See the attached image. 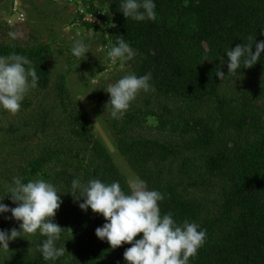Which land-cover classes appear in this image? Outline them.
Returning <instances> with one entry per match:
<instances>
[{
  "label": "trees",
  "instance_id": "16d2710c",
  "mask_svg": "<svg viewBox=\"0 0 264 264\" xmlns=\"http://www.w3.org/2000/svg\"><path fill=\"white\" fill-rule=\"evenodd\" d=\"M121 2L62 0L75 11L73 29L87 31L86 44H99L105 54L101 73L114 76L121 67L137 76L152 73L155 91L140 92L119 120L105 107L108 93H91L97 119L117 150L114 156L71 92L74 84L84 95L88 81L78 78L71 84L70 75L78 72L74 65L53 80L49 43H0V55L27 57L39 77L21 104L20 123L0 128V196L10 208L16 206L6 195L13 177L52 183L62 200L54 217L64 228L57 247H65L57 261H45L37 250L45 237L24 234L0 250V264H127L123 253L131 245L112 249L96 237L105 220L78 207L83 201L69 193L74 178L118 181L126 194L141 183L160 191L162 215L171 212L176 222H195L206 231L189 264H264V54L251 68L228 75L225 54L250 43L249 37H255L253 51L264 40V0H154L155 21L125 18ZM91 15L100 24L86 20ZM118 36L136 56L112 64L107 51ZM217 69L225 75L221 81ZM34 91L53 95L42 101ZM14 140L19 143L15 150ZM33 140L40 143L38 153L28 155ZM115 156L127 163L135 181L129 183ZM19 223L10 212L0 215V230H19Z\"/></svg>",
  "mask_w": 264,
  "mask_h": 264
},
{
  "label": "clouds",
  "instance_id": "9594fccd",
  "mask_svg": "<svg viewBox=\"0 0 264 264\" xmlns=\"http://www.w3.org/2000/svg\"><path fill=\"white\" fill-rule=\"evenodd\" d=\"M20 1L17 2L23 12ZM12 8L7 15L8 19ZM155 9L154 0H122L120 12L127 19L155 21ZM9 36L17 39L14 32H10ZM254 39L255 37H249L250 43L238 44L225 52L227 75L235 74L241 67L251 68L262 57L264 40L256 42L253 51ZM89 51V46L83 40L73 41L71 54L80 61L86 58L85 54ZM135 56L134 49L121 36L117 37L107 51L112 64L131 61ZM223 63L224 60H221L222 65ZM215 76L220 81L225 78L219 69ZM38 80L36 69L27 57L17 54L0 55V109L15 115L29 91L38 86ZM151 80V72L142 76L130 73L109 84L104 91L109 94L105 107H110L111 118L121 119L140 92H154ZM69 193L75 201H83L78 203L82 211L91 209L104 218L105 223L95 229L98 239L106 241L112 249L122 244L131 245L123 253L127 264H189L190 258H194L205 243L206 231L197 223L188 220L178 223L171 212L162 215L158 202L164 199V194L147 189L143 183L131 194H126L118 181L109 184L99 178H91L87 182L74 178ZM6 195L16 206L10 208L2 202L5 195L0 196V215L10 212L11 218L20 223L19 230H0V250H8L9 242L17 237L24 238V234L38 233L45 237L37 246L42 258L55 262L62 257L65 247H57V242L62 239L64 228L54 222L62 200L55 186L43 179L22 182L21 178L13 177ZM139 233L142 236L134 240Z\"/></svg>",
  "mask_w": 264,
  "mask_h": 264
},
{
  "label": "rangeland",
  "instance_id": "374dc122",
  "mask_svg": "<svg viewBox=\"0 0 264 264\" xmlns=\"http://www.w3.org/2000/svg\"><path fill=\"white\" fill-rule=\"evenodd\" d=\"M13 1L17 2L20 0H0V43L9 45L19 44L23 47H34L42 43H49L52 47L51 54L49 55V66H51L53 80L58 78L60 71L65 73V70L70 64L74 65L78 72H76L77 75L74 73L70 75L69 79H71V84L75 83L78 78H84V80L88 81L84 95L78 92L77 87L75 88L74 84L71 86V92L76 96V99L81 102L96 134L103 138L114 156V154L117 153V150L113 147L109 136L101 126V121L97 119L98 114L95 113L97 102L94 99L92 100L90 96L93 90L100 89L103 92H106L104 90L107 89L109 84L115 83L124 75L130 74L129 67H121L114 76H110V73H107L106 75L101 73L100 68L98 69V65L101 64V59L105 54H102L100 51V45L95 44L94 42L88 44L90 51L85 54V59H82L81 61L79 59L75 60L76 58H73V55L71 54L73 41L81 39L86 43L90 34L84 29H78L77 31L73 29L71 20L75 15V11L70 8H65V5H62L61 0L20 1L26 19L21 25L20 22L14 21L16 19L15 17L10 18L14 21L12 23H9L7 20V15L10 14V5ZM7 5L9 6L7 7ZM6 22L9 26L6 25ZM10 32L16 33L17 39H12L9 36ZM255 87L257 88L258 86L254 85L253 88ZM34 93L37 94L38 92L34 91ZM41 95L42 96H39L38 93V99L45 101L53 95V92H49L48 96L44 94ZM44 103H49L51 105L53 104V101ZM102 109L103 107H100V110ZM36 111L37 109L29 111V117L34 115V112L36 113ZM21 115V111L12 115L8 112H3V110L0 109V128L7 130L12 124L20 123L19 119H21ZM4 136L5 138H8L7 134H4ZM9 136L10 138L13 137L12 135ZM52 138L58 139V136L54 134ZM1 140L2 135H0V142ZM15 140L13 142V145L15 146L11 147L13 150L19 147L18 141L15 142ZM39 144L40 143L35 142V140L31 141L27 145V154H33L34 151L38 153L37 147ZM114 159L120 165L122 172L124 171L127 174L129 183L135 181L134 175L130 171L127 163L125 161L123 162V159L119 156H115ZM135 189L136 188L134 187V190Z\"/></svg>",
  "mask_w": 264,
  "mask_h": 264
},
{
  "label": "built area",
  "instance_id": "2783aa9c",
  "mask_svg": "<svg viewBox=\"0 0 264 264\" xmlns=\"http://www.w3.org/2000/svg\"><path fill=\"white\" fill-rule=\"evenodd\" d=\"M14 13H16V14H14ZM12 17H15V18H16V19L14 20L15 22H20V23H22V22L25 21V15H24L23 12H21V10H20V5H19L18 2H15L14 6H13V8H12V10H11V16H10L9 19H8V22H9V23L14 22V21H12V20L10 19V18H12ZM90 19H91L92 22H96L97 24H100V20L98 19V17L93 18V16L91 15V16H88V17L86 18V20H88V21H90Z\"/></svg>",
  "mask_w": 264,
  "mask_h": 264
}]
</instances>
